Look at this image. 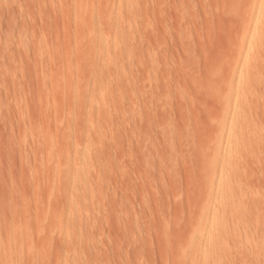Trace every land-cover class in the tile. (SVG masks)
<instances>
[{
	"label": "rangeland",
	"instance_id": "1",
	"mask_svg": "<svg viewBox=\"0 0 264 264\" xmlns=\"http://www.w3.org/2000/svg\"><path fill=\"white\" fill-rule=\"evenodd\" d=\"M0 264H264V0H0Z\"/></svg>",
	"mask_w": 264,
	"mask_h": 264
},
{
	"label": "bare ground",
	"instance_id": "2",
	"mask_svg": "<svg viewBox=\"0 0 264 264\" xmlns=\"http://www.w3.org/2000/svg\"><path fill=\"white\" fill-rule=\"evenodd\" d=\"M227 149H228L227 147L222 149V152H223V155H224V156L228 154ZM218 215H219V212L213 214L212 217L209 218V219H210L209 221L212 222V223L218 221V220L220 219V217H219ZM227 221H228V220H227ZM208 227H209V226H208ZM208 232H210V231L208 230ZM208 232H207V233H208ZM212 234H213V233L211 232V235H208L209 237H207V239L209 240V242L215 240V234H213V235H212ZM206 236H207V235H206ZM207 239H206V241H207ZM207 242H208V241H207Z\"/></svg>",
	"mask_w": 264,
	"mask_h": 264
}]
</instances>
